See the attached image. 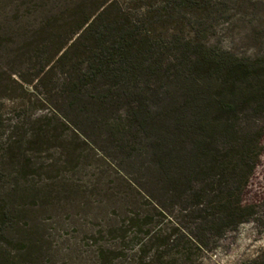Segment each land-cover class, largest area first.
<instances>
[{"label":"trees","instance_id":"obj_1","mask_svg":"<svg viewBox=\"0 0 264 264\" xmlns=\"http://www.w3.org/2000/svg\"><path fill=\"white\" fill-rule=\"evenodd\" d=\"M132 1L35 0L0 23V264L34 261L32 206L124 210L96 264H195L243 225L264 236V197L245 199L264 156V19L225 43L250 0ZM14 77L42 103L6 113Z\"/></svg>","mask_w":264,"mask_h":264},{"label":"rangeland","instance_id":"obj_2","mask_svg":"<svg viewBox=\"0 0 264 264\" xmlns=\"http://www.w3.org/2000/svg\"><path fill=\"white\" fill-rule=\"evenodd\" d=\"M120 1L130 6L132 4L131 0ZM250 1L255 8H251L246 13L247 11H244L243 7H236L228 15L231 24L229 26L219 25L218 40L229 43L233 35L250 32L247 21L254 18L247 15L251 13L256 14L259 19H264V0ZM38 2L35 0H0V23L10 26V19L27 15L28 9ZM237 47H240L239 41L236 42ZM30 72L32 71L25 69L22 71V76L30 79ZM15 80L18 83L11 82L9 85L11 100L4 102L6 113H13L16 108L20 107L33 108L34 105L42 103L41 99H45L44 92L36 88V82L29 84L28 81L23 82L17 78ZM262 197H264V156L245 199L253 203ZM95 207L91 203L63 204L62 207L57 208L29 207L28 219L25 220L26 226L24 224L22 227L25 231L29 229L37 231L36 239L32 237L31 239L40 247L38 253L35 254L34 261L29 264H96L97 252L100 247L112 249L117 245L108 238H102L99 233L105 232L108 218L120 221L126 217V212L121 209L117 214H113L112 209L106 207L110 213L107 214L104 213V210H102L103 212L100 210L99 212L102 214L100 218H97L99 212L95 211ZM170 218L176 222L180 220L181 214L178 210H174L170 214ZM18 237L22 238V236ZM263 247L264 236L260 230L253 224L243 225L236 233H232L222 240L213 253L196 251L195 264H245L255 257ZM115 264L137 263L133 259L132 261L131 259H122L116 261Z\"/></svg>","mask_w":264,"mask_h":264}]
</instances>
